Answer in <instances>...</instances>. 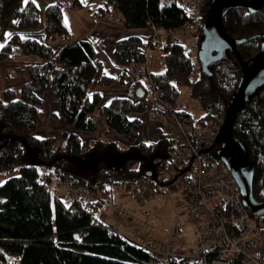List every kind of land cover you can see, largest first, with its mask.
Listing matches in <instances>:
<instances>
[{
  "label": "trees",
  "instance_id": "trees-1",
  "mask_svg": "<svg viewBox=\"0 0 264 264\" xmlns=\"http://www.w3.org/2000/svg\"><path fill=\"white\" fill-rule=\"evenodd\" d=\"M182 1L100 0L91 10L98 17L117 11L121 15L119 21L129 29L148 28L150 24L176 29L188 21ZM204 2L206 7L209 0ZM72 4L83 7L78 0H72ZM62 12L61 3L45 7L46 40L42 41L21 36L39 23L34 2L0 0V62L17 55L38 59L23 69L27 73L25 82L17 88H4L0 97V174L19 169V175L0 183V264H208L190 263L180 254L155 259L148 244L140 247L96 218L106 201L104 197L112 193L115 185L128 186L146 176L144 172L151 167L157 173L170 160L177 143L161 128L156 129L155 141H136L143 127L136 113L146 110L149 96L144 73L132 77L131 71L143 62L149 34H134L114 42L118 77L121 83L132 78L131 96H114L103 101L102 90L108 88L114 77L103 71L90 39L69 40V27ZM223 18L230 37L248 39L237 46L242 59L254 57L263 41L264 7L254 14L243 8L231 9ZM55 36L59 40L53 47L47 40ZM155 45H160L165 64L163 72H150L160 96L166 100L178 98V86L182 85L189 88L202 109V115L195 119L182 106L178 116L186 126L202 127L214 115L224 118L242 73L234 55L226 52L221 60L212 62L203 71L178 39L165 34ZM193 63H197L196 70L192 69ZM138 89L142 98L136 97ZM48 91L54 102L52 113L64 125L59 138L52 134L38 135V124L44 115L42 98ZM240 105L232 126L233 135L245 148L243 164L252 172L251 192L260 201L264 198V85ZM95 115L103 122L100 132L111 130L127 141L123 150L127 160L121 170L111 165L98 164L95 170L88 167L89 174L83 178L72 172L70 166L82 154V135L96 134L92 122ZM58 139L61 145L55 144ZM93 144L107 143L96 138ZM28 148L34 151L37 161L30 158ZM207 157L219 159L214 149ZM42 166L46 168L43 173ZM40 174L49 181L51 174L60 180L74 178L82 187L100 191L101 195L85 209L77 200L66 202L51 193L40 184Z\"/></svg>",
  "mask_w": 264,
  "mask_h": 264
},
{
  "label": "built area",
  "instance_id": "built-area-1",
  "mask_svg": "<svg viewBox=\"0 0 264 264\" xmlns=\"http://www.w3.org/2000/svg\"><path fill=\"white\" fill-rule=\"evenodd\" d=\"M182 7L188 18L183 27L164 29L155 24L149 25L150 33L144 47L143 62L134 66L131 71L132 77L144 73L145 86L150 89L145 111L148 109L152 120H160L159 128L176 141L177 147L170 160L155 173L157 182L151 177L142 176L136 182L128 184L124 194L127 198L143 204L151 203L162 194H170L167 193L168 190L185 195L189 216L193 218L202 238V247L199 250L180 254L190 263L202 261L208 264H264V214L254 215L245 207L239 184L227 164L220 159H209L208 152L204 151L214 143L223 118L214 115L202 127L193 125L188 128L178 116V111L182 108L180 96L172 100L161 97L150 75L149 51L165 34L184 44L185 52L190 57H194L198 50L200 27L204 21L200 16L203 14L205 2L183 0ZM196 68L197 63H193L192 69ZM92 122L96 131L102 130L103 122L99 116H93ZM45 171L46 168L41 167V173ZM38 179L51 193L59 195L54 189H50L47 177L40 174ZM60 186L70 193L71 201L77 200L85 209L98 196L97 191L80 186L74 178L63 179ZM175 235L174 232L170 239L175 240ZM137 245L147 247L144 242ZM168 250V256L177 255L171 248ZM156 253L157 251L154 255Z\"/></svg>",
  "mask_w": 264,
  "mask_h": 264
},
{
  "label": "rangeland",
  "instance_id": "rangeland-1",
  "mask_svg": "<svg viewBox=\"0 0 264 264\" xmlns=\"http://www.w3.org/2000/svg\"><path fill=\"white\" fill-rule=\"evenodd\" d=\"M31 1L34 2L38 8L39 23L36 28L23 31L21 34L22 37H38L40 40L45 41L46 39L43 36L45 27L44 9L50 4L61 3L63 6V19L66 22L65 24L69 27V40L73 41L78 39V37L90 39L94 47L95 56L101 62L103 71L110 77H114L113 82L108 88H104L105 91H103L102 100L104 101V99L109 97L107 94L112 93L114 89H131L129 80H124V83H121L119 80L118 71L115 66L116 60L115 56H113V44L114 41L131 34H148V28L129 29L122 23L118 21L113 22L112 20H101V22L99 21L100 23L97 24V19L95 20L92 17L88 9L97 6L100 0H78L83 4V7L78 4V6L73 5L72 0ZM74 9L78 10L77 13L73 12ZM58 40L59 37L55 36L48 39L47 42L53 47H56ZM149 54V70L152 73L164 71L165 64L160 45L153 46ZM35 60H38L36 56L23 57L17 55L8 61L0 62V97L4 88H17L25 82L27 73L23 69L26 65L35 62ZM193 60L198 63L197 52ZM194 74L195 77L198 76L197 73ZM178 89L181 105L186 107L190 114L193 115V118L198 119V117L202 115V109L199 107L198 100L191 95L189 88L179 85ZM148 96H150L149 88ZM42 99L43 106L41 110L44 115L38 124V135L45 137L52 134L58 137L60 130L64 129V125L61 119L56 118L52 113L54 110V102L50 92H46ZM136 116L143 121V127L136 141H155L157 139V133L154 128L156 127V123L160 120H152L149 116L148 109L147 111L136 113ZM95 133L96 134L93 135H82V154L78 159H73L70 166L72 172H75L83 178L87 177L89 174L86 163L89 159H99V166L105 167L111 164V155L117 154L124 156L123 153L125 151L123 150L127 147V141L125 142L122 135L116 132L107 130L104 133L100 131H96ZM96 138L102 143L106 142L107 144H105V146L93 144ZM61 142L62 141L58 139L55 144L61 145ZM17 175H19V169L8 172V174H0V180L4 182L9 176ZM51 179L52 181H50L49 184L50 189H54L59 193L57 197H60L61 200L70 202V193L67 189L61 188L60 186L63 180L52 176V174ZM126 187L124 183H118L112 189V193L104 197L106 201L103 207L99 208L97 211V219L107 225H111L116 229L115 231L118 230L119 233L135 241L137 244L142 242L148 244L152 256L155 254V251H157L156 255H154L155 259H165V256L169 255V248H171L174 253L183 255L195 252L202 247L201 233L197 230V227H195L193 218L189 216V205L187 204L185 195L173 191L171 193L168 190L167 193L170 194H162L160 197L151 201V203L143 204L127 198L124 194ZM97 193L101 195L100 191H97ZM174 232L176 233L175 240H171L170 238Z\"/></svg>",
  "mask_w": 264,
  "mask_h": 264
},
{
  "label": "water",
  "instance_id": "water-1",
  "mask_svg": "<svg viewBox=\"0 0 264 264\" xmlns=\"http://www.w3.org/2000/svg\"><path fill=\"white\" fill-rule=\"evenodd\" d=\"M264 7V0H209L206 5L204 14V22L202 24L201 37L197 50V58L200 68L207 70L212 62L221 60L226 52H231L241 67V76L238 81L234 96L230 102V106L224 113L223 122L218 135L215 137L214 143L204 149L209 152L214 147L219 159L222 160L229 171H231L235 181L239 184L240 192L243 197L242 203L254 215L261 216L264 214V198L260 201L253 196L252 189V172L247 168L245 161V148L238 138L233 135V123L240 104L255 89L264 85V35L259 51L250 59H242L237 46L248 39H236L228 35L224 26V15L231 9H246L249 13H258ZM137 98H142L143 93L140 89L136 92ZM28 155L34 161L37 157L32 149L28 148ZM111 166L114 169L121 170L124 162L127 160L125 156L111 155ZM99 159H89L86 163L91 170L98 167ZM144 175L151 177L157 182L154 168L144 172Z\"/></svg>",
  "mask_w": 264,
  "mask_h": 264
},
{
  "label": "crops",
  "instance_id": "crops-1",
  "mask_svg": "<svg viewBox=\"0 0 264 264\" xmlns=\"http://www.w3.org/2000/svg\"><path fill=\"white\" fill-rule=\"evenodd\" d=\"M74 5V4H73ZM78 6V5H77ZM96 7V6H95ZM92 8H94V7H90L88 10H89V12L91 13V15H92V17L96 20L97 19V24H99L100 22H101V20H112L113 22H115V21H118V22H120L119 21V19H120V17H121V15H120V13L119 12H117V11H113V12H111L110 13V15H108V16H96L95 15V13H93V11L91 10ZM77 11L78 10H76V9H74L73 10V12H76L77 13ZM100 21V22H99ZM64 23H66L65 22V20H64ZM120 23H122V22H120ZM123 24V23H122ZM67 25V24H66ZM96 25V24H95ZM96 27V26H95ZM135 33V32H134ZM150 32H149V30H148V34H149ZM136 34H138V33H136ZM134 35V34H133ZM132 34L131 35H128V36H133ZM127 37V36H126ZM79 38H82V39H87V38H83V37H78V39ZM123 38V37H122ZM78 39H76V40H78ZM115 42V41H114ZM165 70V69H164ZM163 71V70H162ZM162 71H158V72H162ZM151 72V71H150ZM127 80H129V82H130V84L132 83V78H129V79H127ZM121 87V86H120ZM121 88H123V87H121ZM103 91H105V90H102V96H103ZM107 91H108V89H107ZM107 96H109V97H107L106 99H104V101H108L109 99H111V98H113L114 96H122V97H124V96H131V92H130V90L127 88V89H125V88H123V90H121V89H114L113 91H112V93H110V94H107ZM103 99V98H102ZM156 123V122H155ZM160 121H158L157 123H156V127L154 128V130H155V132H156V129H158L159 128V126H160ZM157 133V132H156ZM85 135V134H84ZM1 179V178H0ZM2 181L0 180V183H1ZM61 194V193H60ZM109 227H111V228H113L111 225H109ZM114 230H116L115 228H113ZM118 231V230H117ZM119 232V231H118Z\"/></svg>",
  "mask_w": 264,
  "mask_h": 264
},
{
  "label": "flooded vegetation",
  "instance_id": "flooded-vegetation-1",
  "mask_svg": "<svg viewBox=\"0 0 264 264\" xmlns=\"http://www.w3.org/2000/svg\"><path fill=\"white\" fill-rule=\"evenodd\" d=\"M218 147H219V145H217L216 147H214V149H215V148H218Z\"/></svg>",
  "mask_w": 264,
  "mask_h": 264
},
{
  "label": "snow or ice",
  "instance_id": "snow-or-ice-1",
  "mask_svg": "<svg viewBox=\"0 0 264 264\" xmlns=\"http://www.w3.org/2000/svg\"><path fill=\"white\" fill-rule=\"evenodd\" d=\"M28 2V0H25V3H27Z\"/></svg>",
  "mask_w": 264,
  "mask_h": 264
}]
</instances>
